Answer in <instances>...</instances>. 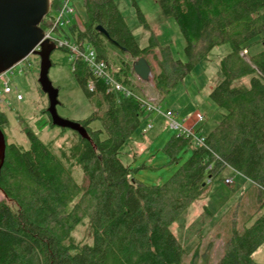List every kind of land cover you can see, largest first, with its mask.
<instances>
[{
  "label": "trees",
  "instance_id": "trees-1",
  "mask_svg": "<svg viewBox=\"0 0 264 264\" xmlns=\"http://www.w3.org/2000/svg\"><path fill=\"white\" fill-rule=\"evenodd\" d=\"M158 2L164 16L180 28L186 59L175 58L170 45H160L135 1L140 23L151 32L144 47L114 0H83V30L72 24L61 27L59 34L95 49L109 64V44L132 59L159 50L160 72L154 81L162 100L215 47L229 43L232 50L219 64L221 80L209 94L220 119L204 134L206 147L183 135L173 136L165 151L177 160L178 152L189 147L191 157L163 185L140 182L134 176L136 169L125 165L120 156L151 114H146L138 98L108 91L104 81L77 60L72 66L74 76L97 109L79 121L90 140L75 133L73 143L59 157L28 130L26 149L7 143L8 120L0 113L6 138L0 191L8 200L0 201V264H185L187 251L171 226L225 170L213 153L249 180L241 198L254 190L258 213L232 219L230 236L216 264H257L253 256L264 245V0ZM60 3L50 0V13ZM244 50L250 62L240 56ZM131 73L132 66L122 61L117 79L125 84ZM245 77L250 78L248 85L236 84ZM90 79L95 83L93 92L88 89ZM44 113L55 128L48 111ZM94 122L100 123L99 129L92 128ZM74 167L85 180L82 185ZM86 218L92 244L77 242L73 236Z\"/></svg>",
  "mask_w": 264,
  "mask_h": 264
},
{
  "label": "rangeland",
  "instance_id": "rangeland-1",
  "mask_svg": "<svg viewBox=\"0 0 264 264\" xmlns=\"http://www.w3.org/2000/svg\"><path fill=\"white\" fill-rule=\"evenodd\" d=\"M114 1L140 46L144 47L149 43L151 32L140 23L133 1L141 9L160 45H170L175 58L186 59L185 40L180 28L173 18L164 16L158 0ZM72 5L75 13L67 16L71 20V25L77 24V20H81V17L83 20L85 13L83 0H72ZM55 35L60 36L59 31ZM107 48L116 78L122 61L128 62L133 68V62L136 59L123 55L120 50L110 44ZM231 50L229 43L215 47L163 100L154 81L155 76L160 72L159 62L162 56L159 50L156 49L146 56L152 67L151 81H137L135 84L136 74L133 72L127 76L125 87L131 90L136 98L143 101L154 98L161 106V113L153 112L144 119L134 137L121 150L122 162L136 169L134 176L140 182L149 186L163 185L191 157L192 149L189 147L178 152L177 160H173L165 151L169 140L179 133L168 127L163 113L172 109L175 111V118L181 121L182 117L195 107L201 108L197 100L203 99V94H207L220 82L221 77L218 72L220 61ZM240 56L250 62L249 53L246 50ZM51 60L53 64L49 78L59 90L60 104L57 107L59 115L72 121L87 118L96 108L86 97L75 78L68 52L57 48L53 51ZM39 73L40 57L34 54L7 72L9 81L23 95L22 101H17L14 94L3 96L4 100H0V113H3L8 120L5 128L7 143H16L28 149L30 142L27 131L30 130L60 157L62 151L73 143L76 132L72 130L64 132L59 127H52L49 117L44 113L49 102L38 82ZM249 80V77H245L236 84L248 85ZM215 109L210 110L209 117L205 121L206 133L220 119V114ZM146 114L150 113L146 111ZM92 128L99 129L100 123L94 122ZM192 142L196 144L195 140ZM73 174L82 185L85 180L80 169L74 167ZM229 177H234L233 184L225 183L224 179ZM249 187L250 182L244 175L226 167L222 174L209 185L206 194L191 203L190 207L172 224L173 234L178 241L185 243V247L190 251L184 258L185 264H216L221 259L225 243L231 233L232 219L238 217L242 220L246 216L258 214L255 212L256 207L253 203L252 191L254 190H251L243 199L241 198L242 193ZM4 200L7 199L0 191V201ZM73 236L77 242L93 243L87 218L75 229ZM253 259L257 264H264V245L254 254Z\"/></svg>",
  "mask_w": 264,
  "mask_h": 264
},
{
  "label": "water",
  "instance_id": "water-1",
  "mask_svg": "<svg viewBox=\"0 0 264 264\" xmlns=\"http://www.w3.org/2000/svg\"><path fill=\"white\" fill-rule=\"evenodd\" d=\"M50 0H0V75L10 71L31 54L40 57L39 84L47 95V111L55 127L69 129L82 138L90 140L86 128L79 121L62 118L57 110L59 90L49 78L52 67L51 55L57 49L54 43L44 40L41 26L50 10ZM98 31L108 37L102 26ZM39 48V49H38ZM133 71L143 82L151 80L152 67L147 58L139 57L133 62ZM6 138L0 129V162L5 158ZM1 168V166H0Z\"/></svg>",
  "mask_w": 264,
  "mask_h": 264
},
{
  "label": "built area",
  "instance_id": "built-area-1",
  "mask_svg": "<svg viewBox=\"0 0 264 264\" xmlns=\"http://www.w3.org/2000/svg\"><path fill=\"white\" fill-rule=\"evenodd\" d=\"M50 12L51 11L49 10L48 14L44 17L42 24H41L44 30V40L47 39L51 43H54L57 48L66 50L69 54V60L72 63L73 68H75L74 64L77 60L84 61L88 65L90 70L92 71L94 78L101 79L102 81H104L108 91L122 92L126 94L127 96L135 97L132 91L125 87V84L123 83V81H120L115 77L114 72L112 70L113 65L109 64V62H107L105 59L99 58L95 49L87 45H84V44L83 45L76 44L66 38H63L62 36L55 35L56 32H58L61 27H67L71 25V20L67 16L69 14L75 13V8L72 5V0H61L60 7L56 11L52 13ZM77 21H78L77 22L78 28L80 30H83V23L81 22L80 19H78ZM137 81L139 82L142 80H140L139 77L136 75L135 84ZM88 89L91 92L95 90L94 79L89 80ZM11 94L15 95L17 101L23 100V95L18 90V88L12 85V83L9 81V79L7 78V72H6L0 75V100H4L3 96L11 95ZM139 100L142 103V106L144 107V109L150 114L153 112H157V111H159L158 113H161L160 111L161 106L158 104V102H156L154 98H150L148 99V101H143L142 99H139ZM163 115L166 118V122L169 128L177 131L179 135H183L187 138H191L193 141L195 140L196 141L195 145L199 147H206L205 137L202 135H199L195 131V129L189 128L185 126L184 123L179 122L174 117V114L171 111L168 110ZM199 118L200 120H203L201 114ZM148 127L151 128V125L148 124ZM213 157L219 162H221L224 168L226 167L232 168L226 162H224L221 159V157L217 156L214 153H213ZM211 168L212 166L209 169ZM232 170L234 172L239 173L233 168ZM224 180L226 184H233L234 177L225 178Z\"/></svg>",
  "mask_w": 264,
  "mask_h": 264
},
{
  "label": "crops",
  "instance_id": "crops-1",
  "mask_svg": "<svg viewBox=\"0 0 264 264\" xmlns=\"http://www.w3.org/2000/svg\"><path fill=\"white\" fill-rule=\"evenodd\" d=\"M213 89V88H212ZM211 90L208 91L207 94H203V99L201 101L200 100H197L200 105H201V108H196L195 109H192L190 112H188L186 115H184L182 117V120L179 121L181 123H184L185 126L189 127V128H193L195 129V131L199 134V135H202V136H205L204 134H206V131H204V127L206 125V120L208 119L209 117V114H210V110H213L215 108L213 102L211 101V99L209 98V94H210ZM216 110V109H215ZM174 113V117H175V111L174 110H170ZM217 111V110H216ZM165 113V112H164ZM163 113V114H164ZM200 114L202 115V119L203 120H200L199 116ZM164 116V115H163ZM160 119V117H156V119ZM162 118V117H161ZM165 118V117H164ZM162 118V119H164ZM166 120V118H165ZM198 129H200V133L197 131ZM209 132V131H208ZM134 137V136H133ZM245 192V191H244ZM178 240V239H177ZM183 247L184 249L187 251V253H189L190 251L187 250V248L185 247V243L182 244L180 241H178ZM195 252V251H194ZM196 255V254H194ZM208 257V256H207ZM206 261V260H205Z\"/></svg>",
  "mask_w": 264,
  "mask_h": 264
}]
</instances>
